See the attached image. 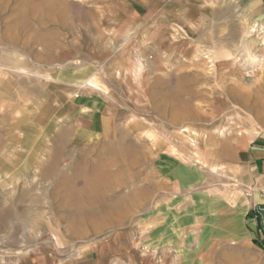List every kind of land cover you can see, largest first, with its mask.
I'll return each mask as SVG.
<instances>
[{
	"label": "rangeland",
	"instance_id": "374dc122",
	"mask_svg": "<svg viewBox=\"0 0 264 264\" xmlns=\"http://www.w3.org/2000/svg\"><path fill=\"white\" fill-rule=\"evenodd\" d=\"M160 2L0 0L2 262L165 264L140 226L163 197L146 131L264 144V39L186 32L194 8L161 32ZM84 109L107 112L106 132L83 134ZM85 185L94 198L79 206L68 194ZM263 240L215 247L206 264H264Z\"/></svg>",
	"mask_w": 264,
	"mask_h": 264
},
{
	"label": "crops",
	"instance_id": "0c3cea01",
	"mask_svg": "<svg viewBox=\"0 0 264 264\" xmlns=\"http://www.w3.org/2000/svg\"><path fill=\"white\" fill-rule=\"evenodd\" d=\"M160 1L163 13L159 17L163 22L157 24H161H158L161 32H177L178 10L188 16L194 8L197 17L180 23L186 32L198 29L201 23L219 31L232 29L235 37L241 38L239 42L250 34L251 43L264 39V0H187L184 6L179 4L180 8L176 0ZM91 99L102 102L100 97ZM83 102L79 99V103ZM104 111L94 114L83 110V119L90 120V125L94 123L83 134L97 138L100 132H106L107 112ZM133 129L141 130L137 125ZM152 133L150 127L146 131L151 136L147 155L153 163L154 175L162 182L154 185V190L163 197L141 220L140 226L148 230V237L144 238L147 248L158 252L160 259L165 258V264H206L209 252L215 247L255 246V240L261 243L264 239V144L255 141L256 136L218 139L209 136L202 141L196 138L190 145L181 134L171 139L160 132ZM0 264L52 263L50 260L37 263L0 260Z\"/></svg>",
	"mask_w": 264,
	"mask_h": 264
},
{
	"label": "bare ground",
	"instance_id": "6f19581e",
	"mask_svg": "<svg viewBox=\"0 0 264 264\" xmlns=\"http://www.w3.org/2000/svg\"><path fill=\"white\" fill-rule=\"evenodd\" d=\"M87 172V171H86ZM81 174L83 177H85V173H84V170L82 171L80 169V171L78 172V174ZM88 173V172H87ZM107 175V174H106ZM103 175L101 174L100 176V173L99 175L96 176V180L94 182L97 183V186L98 184H102V182L108 178V176L105 178L104 176L102 177ZM86 178V177H85ZM89 180V179H88ZM95 184V183H94ZM96 185V184H95ZM92 185L88 186V185H85L82 189L80 190H76V191H73L71 192L70 194H68L69 196V199H72L77 205L79 206H85L87 205V203H91L93 198H94V195L91 194V187Z\"/></svg>",
	"mask_w": 264,
	"mask_h": 264
},
{
	"label": "clouds",
	"instance_id": "9594fccd",
	"mask_svg": "<svg viewBox=\"0 0 264 264\" xmlns=\"http://www.w3.org/2000/svg\"><path fill=\"white\" fill-rule=\"evenodd\" d=\"M138 63L141 65V68H142L143 67L142 58H140V60L138 61Z\"/></svg>",
	"mask_w": 264,
	"mask_h": 264
},
{
	"label": "trees",
	"instance_id": "16d2710c",
	"mask_svg": "<svg viewBox=\"0 0 264 264\" xmlns=\"http://www.w3.org/2000/svg\"><path fill=\"white\" fill-rule=\"evenodd\" d=\"M257 241H258V240H257ZM257 241L255 240V242H257ZM263 241H264V240H263ZM262 245H263V246H261V247L264 248V243H262Z\"/></svg>",
	"mask_w": 264,
	"mask_h": 264
}]
</instances>
